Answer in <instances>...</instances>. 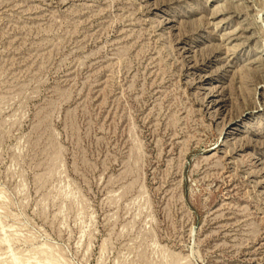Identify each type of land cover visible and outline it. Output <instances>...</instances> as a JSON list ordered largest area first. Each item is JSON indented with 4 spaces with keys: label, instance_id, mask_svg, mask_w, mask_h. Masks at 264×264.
<instances>
[{
    "label": "rangeland",
    "instance_id": "obj_1",
    "mask_svg": "<svg viewBox=\"0 0 264 264\" xmlns=\"http://www.w3.org/2000/svg\"><path fill=\"white\" fill-rule=\"evenodd\" d=\"M0 264H264V0H0Z\"/></svg>",
    "mask_w": 264,
    "mask_h": 264
}]
</instances>
